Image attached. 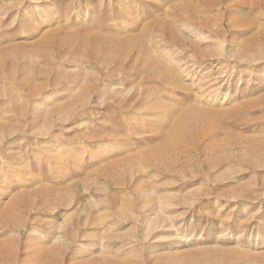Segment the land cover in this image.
<instances>
[{"label":"rangeland","instance_id":"obj_1","mask_svg":"<svg viewBox=\"0 0 264 264\" xmlns=\"http://www.w3.org/2000/svg\"><path fill=\"white\" fill-rule=\"evenodd\" d=\"M0 264H264V0H0Z\"/></svg>","mask_w":264,"mask_h":264},{"label":"bare ground","instance_id":"obj_2","mask_svg":"<svg viewBox=\"0 0 264 264\" xmlns=\"http://www.w3.org/2000/svg\"><path fill=\"white\" fill-rule=\"evenodd\" d=\"M191 22L190 21H188V23H184V24H182L183 26L181 27V29L180 30H182V31H185V32H188L189 34H195L196 36H198V37H200V35L199 34H201L202 35V33L201 32H199V30H196V27H194L192 24H190ZM160 30V29H159ZM161 32V34H156V35H159L158 37H160L161 35H164V34H166L165 33V31H163V29H162V31H160ZM148 41H152V39H148ZM146 55H149V56H151L152 55V53L151 52H148V53H146ZM164 62L166 63V62H168V64H169V62H170V60H168L167 58H165V60H164ZM159 71V70H158ZM162 71V70H161ZM183 71V70H182ZM167 73V71L165 72V74ZM161 75V74H160ZM167 75V74H166ZM165 75V76H166ZM168 75L170 76V78L172 79V80H174L176 83H178V82H180V80L178 79L179 77L176 75V74H174L173 72H168ZM179 75V74H178ZM162 76V75H161ZM167 78V77H166ZM181 78V77H180ZM209 80V79H208ZM182 81V80H181ZM182 83V82H181ZM180 85H182V84H180ZM192 85V84H191ZM202 90V89H201ZM48 98H49V95H46L45 97H41V98H36V99H34V102H32V104H31V106H32V109H34V110H37V109H39V108H42L43 106H47L46 104H47V102H48ZM164 108V107H163ZM165 109V108H164ZM161 110H162V108H161ZM166 111H168V109L166 110ZM165 111V112H166ZM162 112H163V110H162Z\"/></svg>","mask_w":264,"mask_h":264}]
</instances>
